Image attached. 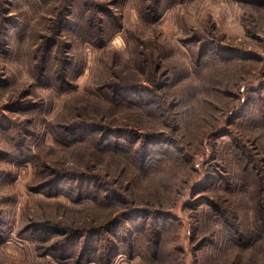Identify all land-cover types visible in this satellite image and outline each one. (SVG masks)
Listing matches in <instances>:
<instances>
[{
  "label": "rangeland",
  "instance_id": "374dc122",
  "mask_svg": "<svg viewBox=\"0 0 264 264\" xmlns=\"http://www.w3.org/2000/svg\"><path fill=\"white\" fill-rule=\"evenodd\" d=\"M261 179L264 0H0V264H264Z\"/></svg>",
  "mask_w": 264,
  "mask_h": 264
},
{
  "label": "trees",
  "instance_id": "16d2710c",
  "mask_svg": "<svg viewBox=\"0 0 264 264\" xmlns=\"http://www.w3.org/2000/svg\"><path fill=\"white\" fill-rule=\"evenodd\" d=\"M114 131L116 132V133H120V132H122V133H131V132H133V130H130V129H126V128H124V129H114ZM132 134V133H131ZM99 145V144H98ZM102 148H105V147H102ZM113 149L114 150H118V149H116V148H114L113 147ZM263 180L264 179H261L260 180V183H262L263 182ZM261 186H264V185H261ZM257 210H256V219H257V221L260 223V219L262 218V219H264V191L262 192V195L260 196V204H259V206L256 208Z\"/></svg>",
  "mask_w": 264,
  "mask_h": 264
}]
</instances>
